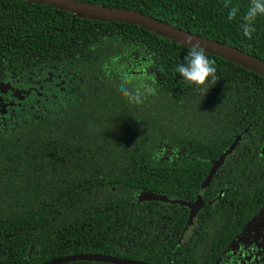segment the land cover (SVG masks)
Returning <instances> with one entry per match:
<instances>
[{
	"label": "trees",
	"instance_id": "1",
	"mask_svg": "<svg viewBox=\"0 0 264 264\" xmlns=\"http://www.w3.org/2000/svg\"><path fill=\"white\" fill-rule=\"evenodd\" d=\"M77 1L137 11L264 62V17L251 39L240 28L249 0H231V21L225 0ZM188 51L136 25L0 0V82L41 69L73 77L64 100L39 91L37 105L0 122V264H222L264 209V77L206 53L217 82L203 95L175 71ZM144 193L190 204L201 193L194 228L187 207Z\"/></svg>",
	"mask_w": 264,
	"mask_h": 264
},
{
	"label": "water",
	"instance_id": "2",
	"mask_svg": "<svg viewBox=\"0 0 264 264\" xmlns=\"http://www.w3.org/2000/svg\"><path fill=\"white\" fill-rule=\"evenodd\" d=\"M24 2L44 4L59 10L67 11L71 13L74 17L78 16L83 19L101 21V22H120L130 25L139 26L145 30H148L158 36L167 39L170 42L181 45L182 47L189 48L191 43H198L204 50L205 53L222 58L226 61L234 63L246 70L254 72L261 77H264V62L237 50L233 47L209 40L191 33L184 32L178 28H175L169 24L161 22L151 16L142 14L137 11H132L128 9H118V8H106L98 5H93L90 3H85L77 0H20ZM24 93L29 94V91H24ZM237 137L235 141L230 145V147L215 161L207 175V178L202 184L205 188L211 177L214 175L215 171L219 166L222 165L226 156H228L235 148L238 140ZM143 201H161L164 203L178 204L180 206H185L189 209L188 226L193 227V220L196 213L202 207V195L198 194L197 199L194 203H186L181 200H168L164 196L144 193L141 198ZM71 261H98L107 262L113 264H142L137 262H129L124 260H119L102 255H77L70 256L61 259H55L45 264H63Z\"/></svg>",
	"mask_w": 264,
	"mask_h": 264
},
{
	"label": "rangeland",
	"instance_id": "3",
	"mask_svg": "<svg viewBox=\"0 0 264 264\" xmlns=\"http://www.w3.org/2000/svg\"><path fill=\"white\" fill-rule=\"evenodd\" d=\"M54 74V72L47 69L34 71L25 78L23 83L18 84L17 87H22V89L25 90L34 88L37 92L38 90L43 92L47 89V93L44 94L41 99L48 100V98L51 97L50 100H55L56 102L58 100H64V95L68 96L73 91V77H69L67 74L61 73L57 75ZM4 88L5 91L3 92V95L0 96L2 98V103H4V106L0 108V122L6 120L8 116H12L13 108L11 107H20V100L21 103H23L24 100L26 102L32 100V105L35 103L38 104L39 102V98L34 95H27L19 100L18 96H13L9 93L8 87ZM37 95H39V92ZM43 110H45V107ZM239 241V245L246 246L242 251H240V254L242 255L241 259L244 261L247 260L248 264H255L264 261V210L247 225L243 236L240 237Z\"/></svg>",
	"mask_w": 264,
	"mask_h": 264
},
{
	"label": "clouds",
	"instance_id": "4",
	"mask_svg": "<svg viewBox=\"0 0 264 264\" xmlns=\"http://www.w3.org/2000/svg\"><path fill=\"white\" fill-rule=\"evenodd\" d=\"M231 0H225L224 8L230 9L228 12V20H234L239 11L238 7L231 6ZM258 17H264V0H249V5L245 14L241 17L242 23L240 28L243 35L251 39L252 33L255 31V21ZM215 61L209 60L205 50L198 43H191L189 51L184 61L178 64L175 71L182 77L187 84L194 86L201 94L206 95L209 91V84H216L217 75ZM120 91L127 94L126 87L121 86ZM136 102H141L136 98Z\"/></svg>",
	"mask_w": 264,
	"mask_h": 264
},
{
	"label": "flooded vegetation",
	"instance_id": "5",
	"mask_svg": "<svg viewBox=\"0 0 264 264\" xmlns=\"http://www.w3.org/2000/svg\"><path fill=\"white\" fill-rule=\"evenodd\" d=\"M12 83V84H11ZM23 83V82H22ZM10 84V85H9ZM18 84H21V82H17V81H14L11 77H7L6 79H4L3 81L0 82V96L3 95V92L5 91V88L4 87H8V90H9V93H11V95H16L19 97V100L23 97H26L27 95L28 96H31V95H34L36 97H38L39 95H37V93L40 91L34 88H29L27 90L25 89H22V87H17ZM24 91H29V94H26L24 93ZM21 101V100H20ZM19 101L20 105L19 106H22V103ZM23 101V100H22ZM25 101V100H24ZM23 101V102H24ZM35 105H37V103H35L34 105H32V107H34ZM4 106V103H2V98L0 97V108H2ZM31 107V108H32ZM13 109H15L14 107H11ZM264 210V209H263ZM262 210V211H263ZM261 211V212H262ZM197 214V213H196ZM260 214V213H259ZM196 217V216H195ZM195 219V218H194ZM255 219V218H254ZM253 219V220H254ZM251 222V221H250ZM249 222V223H250ZM248 223V224H249ZM193 224H194V220H193ZM247 224V225H248ZM247 225L245 226V228L247 227ZM194 226V225H193ZM191 229H193L194 227L192 226H189ZM245 228L243 229L242 233L236 238V240H233L230 245L228 246V248L225 250V253H224V260H221V263L222 264H248V261L247 260H243L241 259L242 255L240 254V251L243 250V248H245L246 246L245 245H239V239L241 236H243V233H244V230ZM234 246H237V247H234ZM250 255V253H249ZM248 255V256H249ZM144 264V263H142ZM255 264H264V261H261L260 263H255Z\"/></svg>",
	"mask_w": 264,
	"mask_h": 264
}]
</instances>
